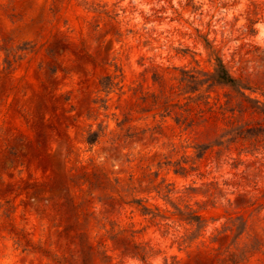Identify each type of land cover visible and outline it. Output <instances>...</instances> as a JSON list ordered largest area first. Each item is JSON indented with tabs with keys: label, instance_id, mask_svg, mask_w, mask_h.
Masks as SVG:
<instances>
[{
	"label": "rangeland",
	"instance_id": "1",
	"mask_svg": "<svg viewBox=\"0 0 264 264\" xmlns=\"http://www.w3.org/2000/svg\"><path fill=\"white\" fill-rule=\"evenodd\" d=\"M0 264H264V0H0Z\"/></svg>",
	"mask_w": 264,
	"mask_h": 264
},
{
	"label": "trees",
	"instance_id": "2",
	"mask_svg": "<svg viewBox=\"0 0 264 264\" xmlns=\"http://www.w3.org/2000/svg\"><path fill=\"white\" fill-rule=\"evenodd\" d=\"M216 76L219 80L224 81V82L235 83V81H236L235 78L228 71L225 63L223 62V60L221 58H217ZM99 136H100L99 132L91 131L87 140L90 144H93V143L97 142ZM191 218L195 219V220H200V219H202V216L195 214Z\"/></svg>",
	"mask_w": 264,
	"mask_h": 264
}]
</instances>
